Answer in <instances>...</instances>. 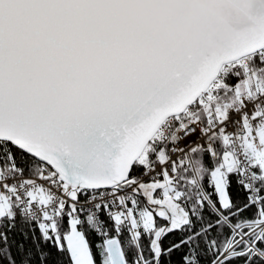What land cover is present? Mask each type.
I'll use <instances>...</instances> for the list:
<instances>
[{
	"label": "snow or ice",
	"instance_id": "snow-or-ice-1",
	"mask_svg": "<svg viewBox=\"0 0 264 264\" xmlns=\"http://www.w3.org/2000/svg\"><path fill=\"white\" fill-rule=\"evenodd\" d=\"M0 264H264V0H0Z\"/></svg>",
	"mask_w": 264,
	"mask_h": 264
}]
</instances>
